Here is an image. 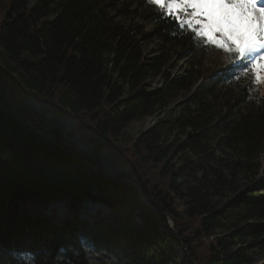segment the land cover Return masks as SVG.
<instances>
[{"label": "trees", "instance_id": "trees-1", "mask_svg": "<svg viewBox=\"0 0 264 264\" xmlns=\"http://www.w3.org/2000/svg\"><path fill=\"white\" fill-rule=\"evenodd\" d=\"M116 5L151 26L154 54L113 19ZM219 51L149 0H0V264H91L85 244L132 264H177L171 244L187 249L183 264H253L264 184L236 182L260 168L264 89L234 53L218 65ZM173 53L189 61L182 74L166 72ZM152 74L162 87L147 91ZM183 89L174 118L125 133ZM58 200L64 221L45 212ZM85 201L109 209L75 217ZM30 218L52 239L42 223L22 234Z\"/></svg>", "mask_w": 264, "mask_h": 264}, {"label": "rangeland", "instance_id": "rangeland-1", "mask_svg": "<svg viewBox=\"0 0 264 264\" xmlns=\"http://www.w3.org/2000/svg\"><path fill=\"white\" fill-rule=\"evenodd\" d=\"M37 2H38V0H27V5H28V7H31L34 4H36ZM262 2H264V0H262ZM115 8L116 9H110V11H109L110 15L113 17V19L116 21H119L121 24H123L125 26H129L130 34H133L134 37H137V38L140 37L141 38L138 40L140 41V45H141L142 49L145 52H147L148 55L154 54L156 52L157 46H158L160 41L156 37V35L154 34V31L152 30L151 26L145 25L143 20L141 19V17L138 16L137 14H135V13L128 14L127 11L123 12V10L120 9L121 7L119 5H116ZM54 15H55L54 12L50 13L49 18L50 19L53 18ZM217 54H218V56L215 58L214 61L217 60L218 65H220L222 67L229 60L228 52L225 51L224 49H220L219 53H217ZM188 62L189 61L185 60V58L182 57V55L177 56V55H175V53H173L172 60L170 61L168 66H166V72L170 73L171 75L182 74L184 69L187 67ZM211 62H213V60L211 58H207V60H206L207 66L211 65ZM0 65H1V68L4 69L2 63H0ZM248 69L250 72H252L250 66H248ZM4 71H6V69ZM6 74H7V72H5V75ZM10 79L12 80V82L17 83L16 78L10 76ZM162 80H163L162 76L159 74H152V75L148 76L147 80H146L147 91L157 90L160 87H162ZM253 80H254V75H253ZM252 85L254 86L253 87L254 90L260 91V90L264 89V81H262L260 83L252 82ZM189 97H190V92L185 91L184 89L175 93L168 100V106L167 107H165L163 109L157 108L155 110V112H152L146 116L138 118L135 121H132L124 129L125 133L128 134L133 139V138L138 137L141 132L147 130L150 126H152L160 118H163L165 116L167 118H174V116L176 114H178L177 104L179 102L188 101ZM170 137H172V134L168 135V138H170ZM131 142H132V140H131ZM222 148L223 147L218 148L216 145H214V151L216 153L217 158H219L222 162H224V160L232 158L231 157L232 154L229 153L228 151H226V152L221 151ZM258 161L260 162V168L257 172L247 171V172H242V173L238 174V180H237L236 184H237V188L239 191H242L243 189L251 188V186L254 187L255 185H257L259 183L264 184V151L260 152L258 154ZM18 206L20 209L21 208L23 209V206L21 205V203H18ZM64 206H65L64 203H62L61 201L52 202V203H50V205H48V207H46L47 210H45V212L50 213V211H51L50 208L54 207L60 213L59 218L62 221H64L65 218L61 217ZM108 209H109L108 205L103 203V202L85 201L80 205V207L77 209V211L75 212L74 215L77 218H86V216L88 218L89 215L100 216L101 214L104 215ZM60 219L58 220V222L59 221L61 222ZM29 220H30V224L27 222L22 226V228H23L22 234H26V233L31 234L30 232H32V234L36 235L35 227L37 225H40V223H42L43 224L42 230H44L46 232V238L52 239L51 237H53L54 235L51 234V231H50L51 226L49 227L48 224L46 222L42 221L41 219L36 221L34 218H30ZM69 220L72 221V219H69ZM37 222H39V223H37ZM248 222L251 225L255 221L254 220H248ZM35 223H37V224H35ZM15 228L17 229V226ZM83 229L86 230V228H84V227H83ZM162 229H164V227ZM173 229H174V226H173ZM171 249L173 250V252L175 254L176 263L177 264H183V256H184L185 252L182 249V247L179 245H176V244H171ZM83 250H84L86 258L88 259V261L91 264H132L130 261H119L116 258L111 257L110 255L99 253L89 244H85ZM253 264H264V250H261V251L257 250L256 251V253L254 254Z\"/></svg>", "mask_w": 264, "mask_h": 264}, {"label": "snow or ice", "instance_id": "snow-or-ice-1", "mask_svg": "<svg viewBox=\"0 0 264 264\" xmlns=\"http://www.w3.org/2000/svg\"><path fill=\"white\" fill-rule=\"evenodd\" d=\"M162 14L250 66L254 83L264 81V2L262 0H150Z\"/></svg>", "mask_w": 264, "mask_h": 264}, {"label": "water", "instance_id": "water-1", "mask_svg": "<svg viewBox=\"0 0 264 264\" xmlns=\"http://www.w3.org/2000/svg\"><path fill=\"white\" fill-rule=\"evenodd\" d=\"M141 197V196H140ZM60 200H58V201H56V202H59ZM167 220H170V221H167ZM166 221L168 222V226L171 228V229H173V222L171 221V219H169V218H166ZM183 250H184V252L187 254V250H186V248H184L183 247Z\"/></svg>", "mask_w": 264, "mask_h": 264}, {"label": "bare ground", "instance_id": "bare-ground-1", "mask_svg": "<svg viewBox=\"0 0 264 264\" xmlns=\"http://www.w3.org/2000/svg\"><path fill=\"white\" fill-rule=\"evenodd\" d=\"M217 167V166H216ZM198 173V172H197ZM166 218H169V217H165V220ZM170 219V218H169ZM167 221H170V220H167ZM172 221V220H171ZM173 222V221H172ZM167 225H168V222H167ZM174 226V225H173ZM169 227V226H168ZM170 228V227H169ZM171 229V228H170ZM182 249H183V246L181 245ZM186 254V253H185Z\"/></svg>", "mask_w": 264, "mask_h": 264}]
</instances>
